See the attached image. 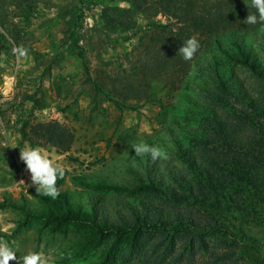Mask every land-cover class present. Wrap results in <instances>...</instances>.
I'll return each mask as SVG.
<instances>
[{
	"label": "rangeland",
	"instance_id": "obj_1",
	"mask_svg": "<svg viewBox=\"0 0 264 264\" xmlns=\"http://www.w3.org/2000/svg\"><path fill=\"white\" fill-rule=\"evenodd\" d=\"M131 3L0 0V84L15 76L11 100L0 95V202L19 204L25 196L28 207L38 208L28 195L33 186L19 155L25 146L38 147L66 168L62 189L75 200L87 203L88 197L97 196L112 219L129 216L130 206L142 201L184 212L198 224L195 241L168 234L159 245L156 237L148 238L142 249H133L122 239H102L89 227L53 232L26 224L21 210L10 207L0 209V238L17 256L40 252L45 264H264V207L252 200L253 193H243L236 209L230 196L238 199L239 188L226 186L221 190L222 209L215 211L199 201L179 203L134 190L136 173L142 175L147 160L185 167L177 144L198 131L200 115L193 108L213 103L201 90V64L211 46L206 33L184 34L186 25L153 10L134 15L137 25L132 31L103 21L126 18ZM195 5L198 14L217 21L216 27L264 33V25L244 23L255 11L249 0H196ZM237 9L242 12L231 21ZM188 38L200 44L190 61L177 52ZM19 46L29 50L26 59L13 54ZM235 69L250 88L259 86L245 68ZM217 109L242 137L254 132L235 115ZM60 134L71 143L68 151L50 140ZM141 140L161 147L167 158L153 161L136 155L130 145ZM108 185L132 189L115 192L107 190ZM243 234L254 242L243 241ZM214 252L228 255L216 263Z\"/></svg>",
	"mask_w": 264,
	"mask_h": 264
},
{
	"label": "trees",
	"instance_id": "obj_2",
	"mask_svg": "<svg viewBox=\"0 0 264 264\" xmlns=\"http://www.w3.org/2000/svg\"><path fill=\"white\" fill-rule=\"evenodd\" d=\"M195 2L132 0V11L126 18L103 20L109 27L132 31L137 25L134 15H146L153 10L174 17L186 25L184 34L189 31L205 32L208 44H211L206 50L208 59L201 64L200 74L205 81L201 90L208 95L213 106L194 102L197 106L193 110L200 115L198 131L195 135L189 134L191 137H188V142L179 141L177 144V155L185 167L172 162H165L164 166L159 162L150 163L147 160L149 156L145 155L148 167L142 175L136 173L138 176L134 190L179 203L199 201L219 211L224 197L222 189L235 186L239 188L238 199L237 196L235 199L230 196L231 204L236 206L234 208L241 207L239 199L245 192L253 193L252 200L264 207V33L249 34L238 28L233 29L232 26L216 27L215 19L198 14ZM238 7L244 6L238 4ZM241 12L238 9L232 12L230 20L233 21L235 15ZM235 67L245 68L259 81V86L250 88ZM217 108H223L226 114L235 115L238 121L250 126L254 132L242 137L237 126L224 118ZM65 138V135L60 134L52 136L50 140L55 145L62 144L63 151H68L71 143ZM64 181L65 176L57 180L59 196L56 199L38 195L35 186L29 188L28 195L37 202L38 208L28 207L27 198L22 196L19 204L14 200H3L0 209H20L25 218L24 223L47 226L53 232H63L71 226L89 227L98 237L122 239L133 249H142L144 243L149 241L148 238L156 237L159 245L168 234H181L186 242L195 241L193 236L198 224L191 215L181 211H166L153 203L142 201L130 206L129 216L112 219L100 198L90 196L87 203L77 201L62 189ZM106 189L122 192L132 188L108 185ZM197 239L202 244L203 239ZM242 239L254 242L244 234ZM212 255L218 263L228 254L214 252Z\"/></svg>",
	"mask_w": 264,
	"mask_h": 264
},
{
	"label": "clouds",
	"instance_id": "obj_3",
	"mask_svg": "<svg viewBox=\"0 0 264 264\" xmlns=\"http://www.w3.org/2000/svg\"><path fill=\"white\" fill-rule=\"evenodd\" d=\"M254 12L249 13L244 20L245 24L264 25V0H249ZM90 23V22H89ZM200 47L199 41L195 38H188L178 49V53L186 61L192 60ZM13 54L18 58H27L29 50L26 47L19 46L12 49ZM15 76H8L0 84V95L6 100H11L13 95ZM138 156L148 155L151 160L167 158L166 152L159 146L149 144L146 141H139L130 145ZM20 160L24 163L26 170L30 173L31 185L35 186L38 195L56 199L59 196L57 180L64 178L66 168L54 163V161L45 155L38 147L25 146L20 149ZM17 251L13 249L7 240L0 238V264H9V261H15V264H45L43 255L35 250H28L23 255H16Z\"/></svg>",
	"mask_w": 264,
	"mask_h": 264
}]
</instances>
